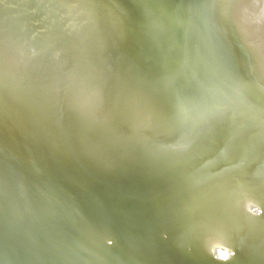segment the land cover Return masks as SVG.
I'll return each mask as SVG.
<instances>
[{"label": "bare ground", "instance_id": "bare-ground-1", "mask_svg": "<svg viewBox=\"0 0 264 264\" xmlns=\"http://www.w3.org/2000/svg\"><path fill=\"white\" fill-rule=\"evenodd\" d=\"M221 7L0 0V264H264V33Z\"/></svg>", "mask_w": 264, "mask_h": 264}, {"label": "snow or ice", "instance_id": "snow-or-ice-1", "mask_svg": "<svg viewBox=\"0 0 264 264\" xmlns=\"http://www.w3.org/2000/svg\"><path fill=\"white\" fill-rule=\"evenodd\" d=\"M217 2L218 0H213L214 8ZM262 2H264V0H262ZM222 3L223 7L220 8V16L223 18V20L226 23L233 25V27L244 40L248 49H257L260 45L255 36L257 33H264V15L255 17L246 14L244 7L249 3V0H222ZM240 99L241 103H243L242 93L240 94ZM91 102L94 106H99V104L102 102V95L99 90H96L92 93ZM227 111V105H214L199 111L194 119L197 122H207L212 119L223 118L227 114ZM184 114L187 118H193L192 111L188 108H184ZM186 147L187 145L184 143L177 145V148L180 149H184ZM222 155H227L226 150L222 153ZM243 163L244 161H241L240 165ZM253 204L254 202L249 200L246 202V207L251 216H256L257 213L253 210ZM260 214H264V212H261ZM219 255L222 257H228V259L231 258L229 252L223 250L219 252Z\"/></svg>", "mask_w": 264, "mask_h": 264}, {"label": "water", "instance_id": "water-1", "mask_svg": "<svg viewBox=\"0 0 264 264\" xmlns=\"http://www.w3.org/2000/svg\"><path fill=\"white\" fill-rule=\"evenodd\" d=\"M214 249H215V247L212 249V251L210 253L211 257L214 260H216L218 262H224L225 261L226 263H229L232 261L233 256H231V258H229L227 260L217 258ZM224 250L230 251L229 249H225V248H224ZM103 257L104 258L98 257L99 259L98 258H94V259H90V260L87 259L86 264H143L144 262H145V264H158V263H154L155 261L149 259L147 256H141V255H140V258H142L145 261L134 262V260H133V262H131V263L127 262L128 259L126 261L123 260L122 256H120V255H119L118 259H117V257H113V256H112L113 258L106 257V256H103Z\"/></svg>", "mask_w": 264, "mask_h": 264}, {"label": "clouds", "instance_id": "clouds-1", "mask_svg": "<svg viewBox=\"0 0 264 264\" xmlns=\"http://www.w3.org/2000/svg\"><path fill=\"white\" fill-rule=\"evenodd\" d=\"M253 210L256 211L257 215H260L261 212H264V209H261V208H260V209H256V208L254 207ZM221 250L225 251V250H224V246H222V245H217V246L215 247L214 251H215V254H216L217 258H219V259H224V260L228 259V257H222V256L219 255V252H220ZM227 252H229V255H230V256L235 255V252H234V250H232V249H231L230 251H227Z\"/></svg>", "mask_w": 264, "mask_h": 264}]
</instances>
